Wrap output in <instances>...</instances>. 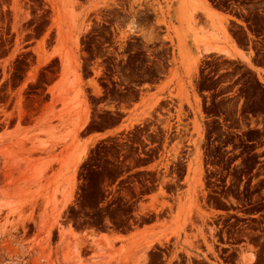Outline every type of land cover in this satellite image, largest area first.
Instances as JSON below:
<instances>
[{"label":"rangeland","instance_id":"obj_1","mask_svg":"<svg viewBox=\"0 0 264 264\" xmlns=\"http://www.w3.org/2000/svg\"><path fill=\"white\" fill-rule=\"evenodd\" d=\"M158 252L264 264V0H0V264Z\"/></svg>","mask_w":264,"mask_h":264},{"label":"crops","instance_id":"obj_2","mask_svg":"<svg viewBox=\"0 0 264 264\" xmlns=\"http://www.w3.org/2000/svg\"><path fill=\"white\" fill-rule=\"evenodd\" d=\"M227 22H228L229 25L233 24V22H232L231 20H229V19L227 20ZM241 52H242L243 54H247V55L250 54L248 48H247L246 50L241 51ZM212 53H215V52H211V53H209V54H212ZM246 57H247V56H246ZM116 109H119V106H116ZM124 129H125V127H121V126H119V125L114 126V127H111V128H107V129H104V130H102V131L95 132V133L91 134V135L89 136V138H88V141H89L90 143H94V142L100 141V140H102V139H105V138H107V137H110V136H112V135H115V134H117V133L123 131Z\"/></svg>","mask_w":264,"mask_h":264},{"label":"flooded vegetation","instance_id":"obj_3","mask_svg":"<svg viewBox=\"0 0 264 264\" xmlns=\"http://www.w3.org/2000/svg\"><path fill=\"white\" fill-rule=\"evenodd\" d=\"M231 20V19H230ZM232 22H234V20H231ZM234 25V23L233 24H231L230 26H233ZM248 48V47H247ZM249 49V48H248ZM117 111L118 112H121L120 111V109H117ZM230 213H232V212H230ZM223 236V235H222ZM229 241H231V240H229ZM118 241H116V243H117ZM216 245H219V247L220 248H218V250H224V249H226V250H228V252L227 253H229V252H231L232 251V249L233 248H237L239 245H228V244H216ZM166 252H168V251H166ZM159 253V260L158 261H153V260H149L148 261V264H168V263H166V260H169V258L166 256V254L165 253H161V252H158ZM222 256H226V254L224 255H222ZM164 262V263H163Z\"/></svg>","mask_w":264,"mask_h":264},{"label":"bare ground","instance_id":"obj_4","mask_svg":"<svg viewBox=\"0 0 264 264\" xmlns=\"http://www.w3.org/2000/svg\"><path fill=\"white\" fill-rule=\"evenodd\" d=\"M213 49L211 48H205V50L203 51V53L201 52V55H205V54H208L212 51Z\"/></svg>","mask_w":264,"mask_h":264}]
</instances>
